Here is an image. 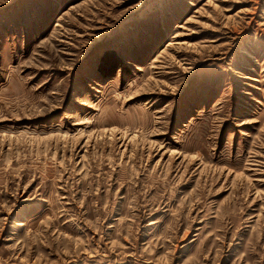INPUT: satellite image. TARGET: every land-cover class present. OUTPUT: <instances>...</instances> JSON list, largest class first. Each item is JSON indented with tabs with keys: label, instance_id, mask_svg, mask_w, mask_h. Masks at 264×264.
Masks as SVG:
<instances>
[{
	"label": "rangeland",
	"instance_id": "1",
	"mask_svg": "<svg viewBox=\"0 0 264 264\" xmlns=\"http://www.w3.org/2000/svg\"><path fill=\"white\" fill-rule=\"evenodd\" d=\"M0 264H264V0H0Z\"/></svg>",
	"mask_w": 264,
	"mask_h": 264
}]
</instances>
